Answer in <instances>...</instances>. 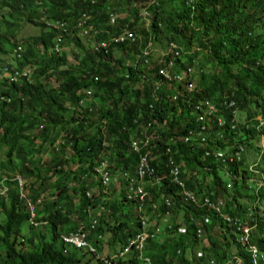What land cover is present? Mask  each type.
<instances>
[{"label": "trees", "instance_id": "1", "mask_svg": "<svg viewBox=\"0 0 264 264\" xmlns=\"http://www.w3.org/2000/svg\"><path fill=\"white\" fill-rule=\"evenodd\" d=\"M263 8V0H0V65L22 46L14 68H31L28 80L0 83L8 97L0 104V264H230L235 254L247 264L251 252L234 227L184 191L243 223L256 214L253 242L264 253ZM83 13L90 17L86 37L76 27ZM56 20L71 30L60 54L59 32L47 26ZM26 25L39 33L19 38ZM125 31L134 42L110 40ZM69 40L81 50L73 65L63 53ZM101 41L108 46L94 51ZM157 46L164 53L155 58ZM174 56L173 76L194 68L191 80L162 74ZM225 100L241 112L237 129L226 110V126L205 123L207 142H186L202 125L196 104ZM235 142L245 144L240 160L206 154ZM144 155L154 171L140 177ZM169 156L181 165L184 187L171 177ZM103 162L117 181L102 183ZM125 177L136 180L132 189ZM80 230L90 233L96 253L64 242Z\"/></svg>", "mask_w": 264, "mask_h": 264}, {"label": "built area", "instance_id": "2", "mask_svg": "<svg viewBox=\"0 0 264 264\" xmlns=\"http://www.w3.org/2000/svg\"><path fill=\"white\" fill-rule=\"evenodd\" d=\"M90 17L88 16V14H83L82 18L79 21L78 27L81 28V30L83 31V33L85 35H89L91 33V30H89L86 25L87 22L89 21ZM116 21V16L114 13L110 12L109 13V24L110 25H114ZM58 28L59 27H63L62 24L57 23L56 25ZM94 37V34H92V38ZM114 44H118V43H123V42H134L135 41V36L133 33L131 32H123L122 34L116 36V37H112L110 39ZM62 42L61 39L58 40V43L55 47V51L57 53H59L60 49H61V45L60 43ZM108 46V44L104 41L101 42H96L93 43V48L94 51H97L99 48H106ZM171 50L176 51L177 46L175 44H171L170 45ZM151 50H148L146 52V55H148L150 53ZM172 52V51H171ZM176 55H179V52L176 51L175 52ZM176 57L174 56L172 61L169 63V69H173V66H176L175 63ZM30 73L29 70L27 71H18V70H14V72L10 71L9 69H5L2 73L0 72V77L2 75H4L5 77H10L12 81H17L18 78L20 76H28ZM162 74L169 80H177L179 82H183L185 80L186 77H191L194 74V69L190 68L187 71L178 74L176 76H172L170 71H162ZM188 89L190 91H193L194 89V84L192 82H190L188 84ZM4 98V97H3ZM222 108H227V109H234L233 111V115H234V119L232 121L233 125H232V129L236 128V123H237V118H236V114L238 112L237 108H236V103L235 102H228L225 101L222 105ZM195 110L197 112V121L199 123H201V127L200 130L198 132H194V131H190L189 135L187 137V141L190 139V137H193L195 135H197L198 137H203L206 134L207 131V126L205 125L206 122L211 121L212 119H215L218 123V125L220 126H224L226 124L225 120L223 119V117H218L216 118V114L218 113V108L215 107V105L209 103V102H200L196 104ZM148 143V142H147ZM137 149V147H136ZM223 153H218L217 156H222ZM168 165L170 166V174L172 179L178 183L181 184L184 187L183 182H181L179 180V174H180V169L179 166L173 165L172 161H168ZM153 168L150 167L148 161H147V155L142 156L141 158V165L138 168V172L140 177H143L145 174H152L153 173ZM99 172L102 174V183L104 185L110 183V182H114L117 181L119 176L116 175H111L107 170H106V165L105 163H101V166L99 168ZM126 180L130 181V185H131V189L133 184H135L136 180L134 178H129V177H125ZM22 183V182H21ZM131 189L129 190V193H127V196H129V199L132 198L131 195ZM185 195L187 196V199L192 200V203L194 205L197 206V202H200L199 200H195L193 194L190 191H184ZM137 194L139 196H141V199H144V196L146 195V193L143 191L142 187L138 186L137 187ZM207 203L206 205H204L205 207H207L209 210L213 211L215 213V215L217 217L222 218L225 223L227 225H231L234 227L235 229V234L238 236L239 241L247 247V249L251 252V259H252V264H264V255L260 254L258 249L250 244V236H251V228L246 225L245 223H243L241 221V219L238 218H234V217H230L227 216L223 213L222 211V207L220 205H216L215 203H212L211 201H209L208 199H206ZM167 206H169V202L167 201ZM30 211L33 214L35 211V207L31 205L30 207ZM209 221H207L208 223ZM94 225L92 226V229H94ZM230 226V227H231ZM184 231V230H183ZM89 236L90 233H86L82 230L78 231L77 233H73L69 236H66L63 238L64 242L68 245H71L77 249L80 250H85L87 249L90 253H96V249L89 243ZM124 253L120 254V256H123ZM199 258L202 257L201 254L198 255ZM209 264H216L213 260L209 261ZM237 264H241V261L238 259L237 260Z\"/></svg>", "mask_w": 264, "mask_h": 264}, {"label": "clouds", "instance_id": "3", "mask_svg": "<svg viewBox=\"0 0 264 264\" xmlns=\"http://www.w3.org/2000/svg\"><path fill=\"white\" fill-rule=\"evenodd\" d=\"M264 1V0H263ZM263 13H264V8H263ZM84 14V13H83ZM57 23H60V24H62L63 25V27H57L56 25H57ZM79 24V23H78ZM78 24H77V26L76 27H78ZM47 26L49 27V28H54V29H56L58 32H59V35L57 36V38L55 39V41H54V43H55V45H54V49H55V47H56V45H57V43H58V40L59 39H61L62 40V42L60 43V45H61V49H60V51H62V45H63V42H64V38H65V36H68L69 34H70V32H71V30H70V28H69V24H68V22H66V21H62V20H56V21H49L48 23H47ZM82 34H83V37H86V35L83 33V31H82ZM177 49H178V47H177ZM176 49V50H177ZM60 51H59V53H57L56 51V53L57 54H60ZM22 52H23V47L22 46H18L15 50H14V52H13V54H12V60H10V61H6V62H4L2 65H0V72L2 73L5 69H9L10 71H12V72H14V70H16L15 68H14V66L17 64L16 63V61H15V58L17 57L18 59H21L22 58ZM179 52V51H178ZM179 54H180V52H179ZM10 67V68H9ZM190 69V68H189ZM192 69H194V68H192ZM27 70H29L30 71V73H31V68L30 67H26V68H23V69H18V71H21V72H23V71H27ZM172 70L173 69H170V73H171V75L173 76L175 73H173L172 72ZM194 71H195V69H194ZM183 72H185V71H182L181 73H183ZM30 73H29V75L28 76H20L19 78H18V80L17 81H12L11 80V78L10 77H5L4 75H2L1 77H0V83H5V84H10V83H12V82H19V81H23V80H25V79H29V76H30ZM189 78V77H188ZM190 80H191V78H189ZM193 83V82H192ZM194 84V83H193ZM4 97V98H3ZM6 101H8V97H7V95L6 94H4V93H2L1 91H0V104L1 103H3V102H6ZM225 101H228L229 103L230 102H235V101H233V100H225ZM225 101H223L220 105H216V104H214V103H212V102H210V101H202V102H209V103H211V104H213V105H215V107H217L218 108V113H220V111H221V116H218L217 114H216V117L218 118V117H223V119L225 120V122H226V124L224 125V126H226L227 125V120L224 118V116L222 115V113L223 112H225L226 110H230V109H227V108H222L221 107V105L225 102ZM200 103V102H199ZM236 103V102H235ZM236 108H237V110H238V112H237V114H236V118H237V123H236V128L235 129H232V125H233V123H232V121H233V119H234V115H233V111H234V109H232V114H230V116L232 117V121H231V123H230V129L231 130H236L237 129V127H238V125H239V122H240V119H239V115H240V110H239V108H238V105H237V103H236ZM195 114H196V117H197V112H196V110H195ZM224 126H220V127H224ZM191 131V130H190ZM189 131V132H190ZM188 135H189V133L187 134V136H186V142H194V141H202V142H207V136H206V134L203 136V137H198L197 135H195V136H193V137H190V139L187 141V137H188ZM236 142H238V141H236ZM235 142V144L233 143V144H231L230 146H229V149L230 150H221V149H217L215 152H211L210 150H207L206 151V154L207 155H212V156H215L216 158H218V159H221V161L223 162V163H229V162H234L235 160H240L241 159V156H242V153H243V151L245 150V144L244 143H236ZM262 146H264V141L262 140L261 141V143H260ZM166 151L167 152H170V148L169 147H167L166 148ZM218 153H223V155L220 157V156H217V154ZM168 160H169V162H170V160H174V159H172V157L171 156H169L168 157ZM174 165H176L175 163H173ZM176 166H178V165H176ZM181 168V165H180V167H179V169ZM250 170H252V171H256L255 169H254V166L253 165H250ZM180 173H181V169H180ZM179 176H180V174H179ZM178 176V177H179ZM259 182H260V184H262V181L259 179ZM3 191H4V189H2ZM193 194V193H192ZM32 206H34V205H32ZM196 206V205H195ZM30 207H31V205H30ZM35 207V206H34ZM199 207H204V208H207V207H205V206H198V208ZM208 209V208H207ZM209 210V209H208ZM211 211V210H210ZM30 213H31V211H30ZM34 213H35V211H34ZM32 214L31 213V215H32V219L34 218V215L35 214ZM207 221H209L208 223H207ZM207 221H206V223L207 224H211V220L210 219H207ZM252 232H253V230H251V236H250V244L251 245H253V246H255L257 249H258V251H259V253L260 254H262V255H264V253H262L260 250H259V248H258V246H257V244H255L254 242H253V236H252ZM235 234V233H234ZM235 238H236V240H237V242L238 243H240L241 245H242V247L244 248V247H246V246H244L240 241H239V239H238V236L235 234ZM247 248V247H246ZM248 258H249V262L247 263V264H252V259H251V256H248ZM240 260L241 261V264H246L245 263V260H246V257L243 255V254H235L234 255V257L232 258V260H230V264H237V260ZM214 261V260H213ZM216 264H218L216 261H214Z\"/></svg>", "mask_w": 264, "mask_h": 264}, {"label": "rangeland", "instance_id": "4", "mask_svg": "<svg viewBox=\"0 0 264 264\" xmlns=\"http://www.w3.org/2000/svg\"><path fill=\"white\" fill-rule=\"evenodd\" d=\"M124 16H126V13H124ZM38 33H39V29H36V30H35L34 27H32V26H30V25H26V26L21 30V32H20V34H19V38L27 39L28 37L34 36V35H36V34H38ZM81 43L84 45L85 50H86V49H90L89 45L91 44V42H90L89 39H87V38H81ZM181 50H183V49H181ZM65 52H66L67 58H69V62H70V64L73 65V64L76 63V57H75L74 53H81V50H79V52H78L77 45L75 44V41H70V40H69V41L67 42L66 47L64 48L63 53H65ZM153 52H154V56H155V58H158V57L162 56V54L164 53V51H163L159 46L154 47V51H153ZM161 53H162V54H161ZM196 62H197V63L200 62L201 65H204V66L206 67V69L208 70V72L213 71L212 66H211L210 64L207 63V60H206L204 57H200V58H198ZM178 67H179V66H177V67H174V66H173V70H172V72L175 73L176 70L178 69ZM239 116H240V115H239ZM258 118H260V117H258ZM258 118H257V119H258ZM234 141H239V137H236V138L234 139ZM47 157H48V156H47ZM256 181H257V179H256ZM257 183H258V185H260V182L257 181ZM245 186H246V185H245ZM206 201H207V200H206L205 198H202V200H201L200 202H197V207H198V206H204V205L208 204ZM222 201H224V200H222ZM197 207H196V208H197ZM99 209H100V208H99ZM263 210H264V206L261 208V212H262ZM98 215H99V213H98ZM194 216H195V214H194ZM258 223H259V221H258V217H257L256 214H254V215L251 216L247 221H245V224L248 225V226L251 228V230H253V232H252V236H253V238H254L255 234L257 235L256 232H257ZM254 227H255V228H254ZM43 229H44V228H43ZM179 234H180V236L185 235L183 229H180V230H179ZM104 244H106V239H104Z\"/></svg>", "mask_w": 264, "mask_h": 264}, {"label": "bare ground", "instance_id": "5", "mask_svg": "<svg viewBox=\"0 0 264 264\" xmlns=\"http://www.w3.org/2000/svg\"><path fill=\"white\" fill-rule=\"evenodd\" d=\"M35 30H36V28H35ZM6 58H7V57H6ZM7 59H8V58H7ZM15 60H16V59H15ZM15 66H16V65H15ZM0 179H1V178H0ZM17 180H18V179H17ZM11 181H12V180H11ZM5 183H6V182H5ZM7 185H8V184H7ZM7 185H6V186H7ZM8 186H9V185H8ZM21 187H22V186H21ZM10 190H11V189H10ZM23 190H24V189H23ZM9 193H10V191H9ZM9 193H8V194H9ZM2 196H3V195H2ZM254 228H255V227H254ZM23 241H24V240H23Z\"/></svg>", "mask_w": 264, "mask_h": 264}]
</instances>
